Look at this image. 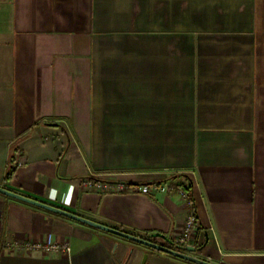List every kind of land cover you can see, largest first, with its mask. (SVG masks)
Here are the masks:
<instances>
[{
	"label": "crops",
	"instance_id": "0c3cea01",
	"mask_svg": "<svg viewBox=\"0 0 264 264\" xmlns=\"http://www.w3.org/2000/svg\"><path fill=\"white\" fill-rule=\"evenodd\" d=\"M165 182L188 254L264 264V0H0V187L162 244L180 198L132 188ZM144 256L192 264L0 194V264Z\"/></svg>",
	"mask_w": 264,
	"mask_h": 264
},
{
	"label": "built area",
	"instance_id": "2783aa9c",
	"mask_svg": "<svg viewBox=\"0 0 264 264\" xmlns=\"http://www.w3.org/2000/svg\"><path fill=\"white\" fill-rule=\"evenodd\" d=\"M16 166L21 165V161L15 159ZM83 188L86 191L97 190L106 192H124L127 188L124 184H115L111 182L99 181L92 178H87L83 183ZM189 184L186 183H153V184H141L136 185L132 189L137 193L146 195H153L156 193H168L174 192L181 200L183 207L186 210V216L184 218L182 233L173 238L170 242L163 241V246L182 249H196L197 248V231L199 229L197 217L193 209V202L189 193ZM53 249H61L68 252L70 249L68 246H52Z\"/></svg>",
	"mask_w": 264,
	"mask_h": 264
},
{
	"label": "water",
	"instance_id": "95a60500",
	"mask_svg": "<svg viewBox=\"0 0 264 264\" xmlns=\"http://www.w3.org/2000/svg\"><path fill=\"white\" fill-rule=\"evenodd\" d=\"M0 194L3 196H6L8 198L23 202L25 204H28L30 206L45 210L47 212H51L53 214L68 218V219L76 221V222H79L81 224H84V225L93 227L95 229L107 232L109 234L124 238L126 240L131 241V242L140 244L142 246H145V247H148L150 249L162 252L164 254L170 255L172 257L178 258L180 260H183V261H186V262H189L192 264H212V263H209L207 261L201 260L199 258H196V257L188 254L187 253L188 251H192L191 249H188V248L182 249L180 247H177L174 249L171 247H166V246H163L160 244H156L154 242H151L150 240L139 238L137 236H133L131 234H127L125 232H121L119 230L109 228V227L103 226L101 224H97L95 222H92V221L87 220L83 217L77 216V215L70 213L68 211H65V210H62L60 208H56L54 206H51V205L45 204L43 202L37 201L35 199L23 196L21 194L15 193L13 191L7 190V189L2 188V187H0ZM153 237H158V236H153ZM145 262H146V256H144L141 264H145Z\"/></svg>",
	"mask_w": 264,
	"mask_h": 264
},
{
	"label": "trees",
	"instance_id": "16d2710c",
	"mask_svg": "<svg viewBox=\"0 0 264 264\" xmlns=\"http://www.w3.org/2000/svg\"><path fill=\"white\" fill-rule=\"evenodd\" d=\"M16 170H17V166L15 164V158L11 157L6 167V172L4 176L5 183H9L15 178ZM188 189L190 190V186Z\"/></svg>",
	"mask_w": 264,
	"mask_h": 264
}]
</instances>
